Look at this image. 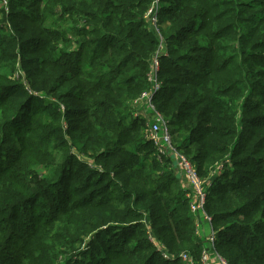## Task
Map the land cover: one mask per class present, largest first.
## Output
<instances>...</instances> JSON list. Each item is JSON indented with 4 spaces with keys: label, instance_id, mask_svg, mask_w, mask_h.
<instances>
[{
    "label": "trees",
    "instance_id": "1",
    "mask_svg": "<svg viewBox=\"0 0 264 264\" xmlns=\"http://www.w3.org/2000/svg\"><path fill=\"white\" fill-rule=\"evenodd\" d=\"M6 1L0 264L199 260L187 184L131 113L159 47L144 18L153 0ZM161 3L155 105L209 180L220 255L264 264V0Z\"/></svg>",
    "mask_w": 264,
    "mask_h": 264
},
{
    "label": "built area",
    "instance_id": "2",
    "mask_svg": "<svg viewBox=\"0 0 264 264\" xmlns=\"http://www.w3.org/2000/svg\"><path fill=\"white\" fill-rule=\"evenodd\" d=\"M4 4L7 1L4 0ZM161 0H153L151 7L148 9L145 20L149 24V29L155 33L159 39V47L155 52L151 64L150 70L147 75L150 89L142 93V95L135 100L134 105L141 106L148 125L147 138L152 142L156 149V156L159 161H162L164 157L170 154L175 159L177 171L182 179L185 180L189 189L188 197L190 200V214L193 217L199 216L210 228V234L207 239L204 240L203 252L199 260L194 259L189 253L183 252L179 255V259L182 264H229V262L220 255L216 248V232L213 227V219L206 214L207 203V188L209 186V180L203 179L191 160L179 150L173 139L172 131L168 121L163 114L157 109L154 99L161 88V82L159 80V72L161 69V58L167 56L165 49V39L162 35L159 12L161 11ZM230 164V158L227 157L225 161L218 163L215 166V174L220 175ZM212 177V176H211ZM197 235L200 238L199 226L196 225ZM164 258L170 259L167 253L162 252Z\"/></svg>",
    "mask_w": 264,
    "mask_h": 264
},
{
    "label": "crops",
    "instance_id": "3",
    "mask_svg": "<svg viewBox=\"0 0 264 264\" xmlns=\"http://www.w3.org/2000/svg\"><path fill=\"white\" fill-rule=\"evenodd\" d=\"M193 220H194L195 224L199 226L200 238L203 241L206 240L208 235L210 234L209 226L204 221H202L199 216L193 217Z\"/></svg>",
    "mask_w": 264,
    "mask_h": 264
},
{
    "label": "rangeland",
    "instance_id": "4",
    "mask_svg": "<svg viewBox=\"0 0 264 264\" xmlns=\"http://www.w3.org/2000/svg\"><path fill=\"white\" fill-rule=\"evenodd\" d=\"M0 11H2V8H1V6H0ZM52 99V98H51ZM51 99L50 98H48L47 100L48 101H51ZM132 115H133V117H140V119L142 118V119H146V116H145V114H144V112H143V110L141 109V106H135V105H132ZM147 120V119H146ZM146 120H145V126H146ZM144 126V129H143V132H142V134H144L145 133V127Z\"/></svg>",
    "mask_w": 264,
    "mask_h": 264
}]
</instances>
